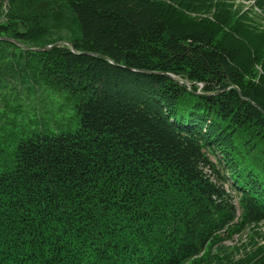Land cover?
<instances>
[{"label": "trees", "instance_id": "trees-1", "mask_svg": "<svg viewBox=\"0 0 264 264\" xmlns=\"http://www.w3.org/2000/svg\"><path fill=\"white\" fill-rule=\"evenodd\" d=\"M241 1L0 0L2 104L64 88L79 118L0 171V264H264V0Z\"/></svg>", "mask_w": 264, "mask_h": 264}, {"label": "rangeland", "instance_id": "rangeland-1", "mask_svg": "<svg viewBox=\"0 0 264 264\" xmlns=\"http://www.w3.org/2000/svg\"><path fill=\"white\" fill-rule=\"evenodd\" d=\"M237 2L249 4L248 1L237 0ZM29 89L21 88L19 99L8 100L5 103L7 108L0 100V116L2 117L0 118V171L12 163L11 153L17 148L21 138L31 137L38 132L57 135L60 132L72 131L79 125V118L75 113L77 99L64 88ZM6 90L8 95H14L10 93L12 89ZM261 231L264 235V225L261 226ZM248 233L250 232L247 229L241 235H234L233 238L225 241L224 245L229 247L248 242L250 240Z\"/></svg>", "mask_w": 264, "mask_h": 264}, {"label": "water", "instance_id": "water-1", "mask_svg": "<svg viewBox=\"0 0 264 264\" xmlns=\"http://www.w3.org/2000/svg\"><path fill=\"white\" fill-rule=\"evenodd\" d=\"M66 44H71V42H65ZM51 45H48V46H46V47H43V49H39V48H31V49H33V50H39V51H43L44 49H47L48 47H50ZM166 74V73H165ZM167 76H169V77H174V75L173 74H167Z\"/></svg>", "mask_w": 264, "mask_h": 264}, {"label": "built area", "instance_id": "built-area-1", "mask_svg": "<svg viewBox=\"0 0 264 264\" xmlns=\"http://www.w3.org/2000/svg\"><path fill=\"white\" fill-rule=\"evenodd\" d=\"M200 86H202L201 83H200Z\"/></svg>", "mask_w": 264, "mask_h": 264}]
</instances>
